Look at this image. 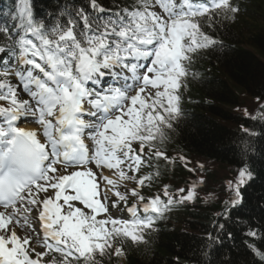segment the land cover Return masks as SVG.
<instances>
[{
    "label": "snow or ice",
    "instance_id": "1",
    "mask_svg": "<svg viewBox=\"0 0 264 264\" xmlns=\"http://www.w3.org/2000/svg\"><path fill=\"white\" fill-rule=\"evenodd\" d=\"M13 5L6 14L13 23L0 25V264H101L122 254L116 242L143 240L172 206L193 199L194 191L177 189L176 198L167 185L166 199L134 188L129 206L116 189L137 179L129 171L151 167L153 156L169 159L160 145L181 113L187 65L197 50L217 43L199 18H233L239 7L231 0H131L105 15L88 0L53 20L34 12L30 0ZM27 122L37 127L20 126ZM252 178L245 169L229 182L230 208L243 206L241 187ZM152 179L140 176L138 184ZM110 191L111 207L102 202ZM122 204L130 219L111 215ZM29 214L38 216L37 226ZM18 228L42 231L40 250L36 237H22ZM252 250L264 261V251Z\"/></svg>",
    "mask_w": 264,
    "mask_h": 264
},
{
    "label": "trees",
    "instance_id": "2",
    "mask_svg": "<svg viewBox=\"0 0 264 264\" xmlns=\"http://www.w3.org/2000/svg\"><path fill=\"white\" fill-rule=\"evenodd\" d=\"M97 2L107 15L131 0ZM231 2L239 7L233 18H199L201 30L217 43L197 50L187 65L188 77L179 90L181 113L171 129L163 130L160 145L169 159L153 158L143 170L153 177L141 192L146 198L166 199L165 185L176 198L181 195L177 189L187 194L193 188L194 197L172 206L143 240L119 241L123 264H264L252 250L264 251V5ZM30 4L54 20L59 10L87 7L88 0ZM13 8V0H0V25L13 23L6 15ZM245 169L253 178L241 187L243 206L230 208L229 182ZM101 264L118 261L104 256Z\"/></svg>",
    "mask_w": 264,
    "mask_h": 264
},
{
    "label": "rangeland",
    "instance_id": "3",
    "mask_svg": "<svg viewBox=\"0 0 264 264\" xmlns=\"http://www.w3.org/2000/svg\"><path fill=\"white\" fill-rule=\"evenodd\" d=\"M260 4H263L264 5V0H258ZM15 80L16 78L13 77V83H15ZM25 99H27V96H24ZM30 125H32L33 127H37L36 124L34 123H31V122H28ZM24 128V127H23ZM133 147H136L135 144L133 145ZM127 170V168H125V171ZM132 173V172H131ZM105 174L107 175L108 172H105ZM133 174V173H132ZM113 179H115V177H112ZM126 182V183H124ZM132 186V187H131ZM134 188V184H133V180H129V181H121L118 186H117V189L118 191H120L122 194H126L127 193V190H128V194L129 192L131 191V189ZM101 191H103V185H101ZM74 194V193H73ZM109 196L111 197V200L110 201H102V202H105V203H108L109 202V206L111 207V202L112 200H115L116 198L112 195V192L110 191L109 192ZM85 212H89V210H87L86 208H82ZM117 210L116 208H112L111 209V215H113L114 217L116 218H124L126 216L127 219H130V216L128 214V212L125 210ZM23 215V213L21 214ZM101 216H99L101 219L103 218H107V215L108 214H100ZM125 215V216H124ZM28 222L32 225V226H37L38 224V216L36 214H29V217H28ZM21 223L23 224L24 221L21 220ZM18 232H19V235H21L22 237L25 236V235H31V236H35L37 241L39 242H42V239H41V235H37L35 232H26L22 229H17ZM39 250V249H38ZM120 264H123V262L121 261Z\"/></svg>",
    "mask_w": 264,
    "mask_h": 264
},
{
    "label": "bare ground",
    "instance_id": "4",
    "mask_svg": "<svg viewBox=\"0 0 264 264\" xmlns=\"http://www.w3.org/2000/svg\"><path fill=\"white\" fill-rule=\"evenodd\" d=\"M26 129H30V128H26Z\"/></svg>",
    "mask_w": 264,
    "mask_h": 264
}]
</instances>
